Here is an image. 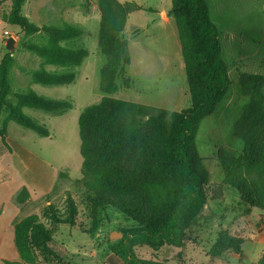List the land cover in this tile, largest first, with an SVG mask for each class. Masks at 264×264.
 I'll list each match as a JSON object with an SVG mask.
<instances>
[{"label":"rangeland","instance_id":"obj_1","mask_svg":"<svg viewBox=\"0 0 264 264\" xmlns=\"http://www.w3.org/2000/svg\"><path fill=\"white\" fill-rule=\"evenodd\" d=\"M120 1H134L154 10L135 13L140 27L133 34L137 42L129 41L130 63L115 79L116 90L105 93L99 89L100 69L106 56L98 47L100 13L96 0H25L21 7V15L39 28L69 23L80 30L79 36L60 42L67 49L87 50L80 65L67 68L43 65L51 73L73 72L74 80L63 85L33 82L32 74L41 67L42 59L30 47L45 46L48 35L42 30L24 33L9 21L11 0H0V60L7 52L14 58L7 104L16 103V94L33 91L71 105L58 112L25 107L23 113L46 128L49 135L42 136L8 121L7 145L0 139V217H12L14 211V226L20 219L36 214L53 230L49 246L59 260L52 259L51 264H123L111 247L123 237L124 230L136 226L109 205L96 208L95 215L92 214L93 193L82 181L80 113L98 103L104 95L170 111L191 105L178 33L174 18L169 14L170 0ZM206 2L210 20L217 29L220 55L230 82L214 111L201 119L195 135L196 148L209 175L205 187L207 203L186 231L182 246L153 250L143 245L134 250L138 258L156 264H262L264 208L247 210L235 189L225 185L221 189L223 172L217 150L224 148L236 154L243 150V142L235 134V123L251 94L241 88L239 74L253 73L264 78V0ZM65 6L68 10H62ZM160 13L169 16L167 26L162 25ZM123 35L126 39L131 37L125 31ZM7 114L4 106L0 126ZM222 191L224 196L217 199ZM68 194L77 209L74 225L50 223L43 217V210L51 205L63 213ZM222 230L241 236L240 252L232 249L216 252L214 243ZM112 232L122 235L111 241ZM36 264L48 263L39 260Z\"/></svg>","mask_w":264,"mask_h":264},{"label":"trees","instance_id":"obj_2","mask_svg":"<svg viewBox=\"0 0 264 264\" xmlns=\"http://www.w3.org/2000/svg\"><path fill=\"white\" fill-rule=\"evenodd\" d=\"M24 1L11 0L9 21L26 34L42 30L49 38L45 46L30 47L42 59L41 67L32 74L33 82H72L73 72L51 73L43 65H80L87 50L67 49L60 44L79 36L80 30L69 23L37 27L21 15ZM96 4L100 13L98 47L106 56L100 69L99 89L111 93L117 88L118 74L130 63L128 41L123 35L127 15L142 7L117 0H96ZM169 14L178 33L190 107L170 111L104 95L78 118L82 181L93 193L92 214L96 208L109 205L136 223L124 230L123 237L111 247L123 264H156L138 258L135 247L146 245L159 250L182 246L186 231L204 209L209 175L196 148L195 135L201 119L214 111L230 84L206 0H171ZM13 64L11 53H5L0 60V113L4 106L8 109L0 126V139L5 145L8 121L42 136L49 135L46 128L23 113V108L58 112L71 106L68 101L45 98L33 91L16 94V103L7 104ZM239 81L241 88L251 94L235 123V134L242 140L243 150L236 154L218 148L217 160L223 172L220 184L235 189L247 210L264 208V78L241 73ZM65 205L63 213L48 205L42 215L55 225H74L77 209L69 194ZM13 234L19 261L3 260V264H36L39 260L51 264L52 259L59 260L49 246L53 230L36 214L15 222ZM242 242V238L223 231L218 234L214 249L217 253L225 249L240 252Z\"/></svg>","mask_w":264,"mask_h":264},{"label":"crops","instance_id":"obj_3","mask_svg":"<svg viewBox=\"0 0 264 264\" xmlns=\"http://www.w3.org/2000/svg\"><path fill=\"white\" fill-rule=\"evenodd\" d=\"M117 1L119 3L134 2V1H120V0H117ZM170 2H171V0H170ZM134 3H136V2H134ZM136 4L141 6L142 8L139 9V10H135V11H132V12L128 13L127 19H126V22H125V26H124V30H123V31H125V32H127L128 34L131 35L130 39H127L128 48H129V41L135 38V36L133 34L140 27V25L138 24L139 21L135 18L136 17L135 13L139 12L140 10H148V11H153L154 10L152 7H145V6L140 5L138 3H136ZM51 8L53 9L52 6H51ZM68 8L69 7L65 6V7H62V10H68ZM160 16H161L160 19L162 20V25L163 26H165V25L167 26L168 24H165V23H168L169 16L166 13H162V14L160 13ZM172 30L174 32L175 28L174 29L172 28ZM134 42H137V38L134 39ZM146 67H148V66L146 65ZM223 196H224V193L222 191L221 195L217 199H221V197H223ZM14 219H15V212L14 211L12 212V217H11V215L10 216L6 215V216H3V217H0V263L3 260L19 261V256H18V253L16 251V248H15V245H14V241L12 239L13 238L12 237V231H13ZM229 229H231V228H229ZM228 234L231 235V236H235L236 235V234H232L229 231H228ZM238 237L241 238V236H238Z\"/></svg>","mask_w":264,"mask_h":264},{"label":"water","instance_id":"obj_4","mask_svg":"<svg viewBox=\"0 0 264 264\" xmlns=\"http://www.w3.org/2000/svg\"><path fill=\"white\" fill-rule=\"evenodd\" d=\"M117 235H122V233L120 232H112L110 235V240L112 241L114 238H116Z\"/></svg>","mask_w":264,"mask_h":264}]
</instances>
